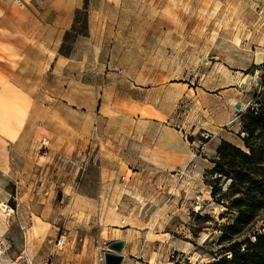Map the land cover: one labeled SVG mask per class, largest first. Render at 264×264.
I'll return each instance as SVG.
<instances>
[{
	"label": "rangeland",
	"instance_id": "rangeland-1",
	"mask_svg": "<svg viewBox=\"0 0 264 264\" xmlns=\"http://www.w3.org/2000/svg\"><path fill=\"white\" fill-rule=\"evenodd\" d=\"M53 3L62 47L33 49L27 95L2 78L0 264H105L116 241L122 264L212 261L234 217L210 170L264 88V0L10 1L50 25Z\"/></svg>",
	"mask_w": 264,
	"mask_h": 264
},
{
	"label": "trees",
	"instance_id": "trees-1",
	"mask_svg": "<svg viewBox=\"0 0 264 264\" xmlns=\"http://www.w3.org/2000/svg\"><path fill=\"white\" fill-rule=\"evenodd\" d=\"M242 114V146L224 141L210 174L215 177L211 195L234 220L224 226L221 247L205 264H264V88ZM264 220V219H262ZM175 264H193L173 261Z\"/></svg>",
	"mask_w": 264,
	"mask_h": 264
},
{
	"label": "crops",
	"instance_id": "crops-1",
	"mask_svg": "<svg viewBox=\"0 0 264 264\" xmlns=\"http://www.w3.org/2000/svg\"><path fill=\"white\" fill-rule=\"evenodd\" d=\"M12 0H0V125H1V108L5 106L2 104L4 100H2V95L7 91L6 89H2V78H8L11 92L14 93H24L26 94V89H20L19 86H16L18 81V71L20 68H23L25 62L31 60V54L34 48L42 49L43 46L49 48L46 51H49L53 45L57 46V50L62 47L64 41V33H65V24H64V13L65 10L59 6L57 3H53L49 8H42L43 11L48 12H56L63 15L62 23L57 21L55 24L50 25V23L44 19L42 16L40 20L33 21L30 17V13L34 12V10H30L27 6L19 8L18 11H15L13 5L10 4ZM22 2V0H21ZM70 13L74 12V10H68ZM41 14V13H40ZM73 18L70 21L69 27L73 25ZM44 29V33L38 36L36 30ZM61 30V40L58 43L56 37L54 36L53 40H49L48 30ZM5 81V80H4ZM19 93V94H21ZM6 94V93H5ZM19 94L14 95L17 99L24 98L19 96ZM27 99L23 102L22 105H17L15 108L26 109L28 112L29 108L32 105H27ZM11 105V104H10ZM14 105H12L13 107ZM16 116L14 118H10L8 121L10 124L18 125L20 121L17 120ZM24 121L21 123H26L27 114L22 117ZM1 139V132H0ZM17 139V138H16Z\"/></svg>",
	"mask_w": 264,
	"mask_h": 264
},
{
	"label": "water",
	"instance_id": "water-1",
	"mask_svg": "<svg viewBox=\"0 0 264 264\" xmlns=\"http://www.w3.org/2000/svg\"><path fill=\"white\" fill-rule=\"evenodd\" d=\"M237 109H242V105L239 104ZM124 246L125 244L123 241L112 242L108 247L110 252L105 254V264H122L124 257L121 253Z\"/></svg>",
	"mask_w": 264,
	"mask_h": 264
}]
</instances>
